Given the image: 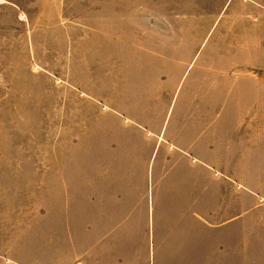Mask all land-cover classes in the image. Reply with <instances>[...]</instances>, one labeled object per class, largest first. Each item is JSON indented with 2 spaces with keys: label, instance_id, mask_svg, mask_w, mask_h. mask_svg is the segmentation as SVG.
Masks as SVG:
<instances>
[{
  "label": "rangeland",
  "instance_id": "374dc122",
  "mask_svg": "<svg viewBox=\"0 0 264 264\" xmlns=\"http://www.w3.org/2000/svg\"><path fill=\"white\" fill-rule=\"evenodd\" d=\"M153 217L264 257V0H0V264H79L89 224L130 258Z\"/></svg>",
  "mask_w": 264,
  "mask_h": 264
},
{
  "label": "crops",
  "instance_id": "0c3cea01",
  "mask_svg": "<svg viewBox=\"0 0 264 264\" xmlns=\"http://www.w3.org/2000/svg\"><path fill=\"white\" fill-rule=\"evenodd\" d=\"M163 123V132L157 137L159 141L168 143L170 154L174 156L184 154L185 160L194 169H202L205 172L209 169L213 172L217 171L219 167L217 155L203 150L198 151L200 141L195 137L197 129L194 125L184 133H171L170 118L165 119ZM122 218L119 221L126 222L127 216ZM154 220L153 217V230L149 232L145 249L143 245L142 247L138 245L141 243L140 238H145L143 232L141 237L135 235L130 258L129 247L124 245L126 243L124 239L126 238L127 241L128 237V231L122 229L125 225L120 224L119 229L115 228L114 236L110 234L101 239L95 236L97 226L89 224L87 238L83 241L82 247L76 251L74 262L79 264H264V257H255L245 248L241 249L238 233L232 229L217 230L216 244L209 246L207 231L160 230L156 228V224L154 225ZM233 221L234 217L221 227L230 225ZM109 240L113 244L110 249L106 246Z\"/></svg>",
  "mask_w": 264,
  "mask_h": 264
}]
</instances>
